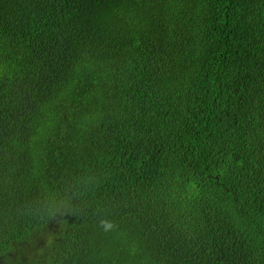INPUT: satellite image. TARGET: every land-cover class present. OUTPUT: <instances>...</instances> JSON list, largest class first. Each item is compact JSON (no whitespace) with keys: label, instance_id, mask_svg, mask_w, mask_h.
Returning <instances> with one entry per match:
<instances>
[{"label":"trees","instance_id":"16d2710c","mask_svg":"<svg viewBox=\"0 0 264 264\" xmlns=\"http://www.w3.org/2000/svg\"><path fill=\"white\" fill-rule=\"evenodd\" d=\"M0 264H264V0H0Z\"/></svg>","mask_w":264,"mask_h":264}]
</instances>
